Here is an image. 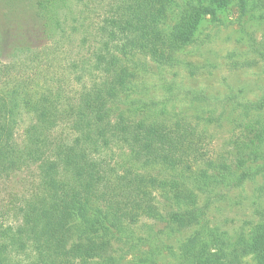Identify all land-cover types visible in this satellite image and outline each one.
I'll list each match as a JSON object with an SVG mask.
<instances>
[{
    "label": "trees",
    "instance_id": "trees-1",
    "mask_svg": "<svg viewBox=\"0 0 264 264\" xmlns=\"http://www.w3.org/2000/svg\"><path fill=\"white\" fill-rule=\"evenodd\" d=\"M83 1L23 0L5 10V22L37 28L51 45L49 55L82 38L79 56L54 73L50 86L0 90V182L18 178L21 188L0 208V264H119L134 247L173 228L189 234L169 264L248 258L264 264V121L257 111L264 96L232 104L228 149L211 155L204 129L158 121L164 112L141 96L144 85L136 82L193 44L197 25L204 16L215 18L214 8L235 2L241 15L263 12L264 0H98L91 24L74 15ZM168 11L177 17L170 29ZM3 24L0 32L9 26ZM261 44L250 48L264 59ZM32 52L19 48L17 56L38 62ZM10 68L0 61V74ZM196 107L203 121L213 120L212 111ZM24 111L31 117L16 136ZM255 179L261 184L250 228L230 235L212 226L206 213L222 192ZM142 221L150 224L139 236ZM139 263L157 264L155 254Z\"/></svg>",
    "mask_w": 264,
    "mask_h": 264
},
{
    "label": "rangeland",
    "instance_id": "rangeland-1",
    "mask_svg": "<svg viewBox=\"0 0 264 264\" xmlns=\"http://www.w3.org/2000/svg\"><path fill=\"white\" fill-rule=\"evenodd\" d=\"M22 1L0 0V24L6 21L5 10L11 4ZM98 2L84 0L73 10L74 15L81 19L83 17L87 24L95 23L98 18ZM83 4L86 5L85 8ZM214 11L215 18L204 16L200 20L195 29L194 43L171 55L170 65L159 68L158 74L146 73L136 82L144 85L141 96L154 102L158 112H164L158 116V121L172 124L176 121L183 123L184 120L198 129H204V146L208 147L206 149L211 155H223L228 149L227 141L236 120L232 104L259 103L264 96V59L250 48V45L262 48L261 43H264V10L241 15L236 3L231 2L214 8ZM80 12H83L82 16L78 15ZM7 24L8 28H1L0 32V61L14 65V68L0 74V90L17 86V83L32 87L50 86L54 73L64 68L68 60H75L79 56L77 44L82 38L80 34L72 44L64 42L55 56L48 54L47 50L51 49V45L43 39L36 27L27 24V31H24L17 27V21L13 24L5 22L3 25ZM176 24L175 13L168 11L164 20L166 29ZM19 48H33L35 52L32 53L40 57L39 61L35 62L34 56L18 57ZM76 88L72 87L73 90ZM192 96H202L205 102L202 100L200 104H192ZM205 104L208 106L203 108ZM196 106H201V112L205 109L212 111L213 120L203 121V112L201 114L192 109L197 108ZM257 111L261 113L264 121V107ZM30 117L25 111L18 116L16 136L17 128L21 133ZM18 180L12 178L10 181L0 182V208L8 201V196L21 189ZM260 184V179H255L244 183L241 188L223 191L222 201L212 205L206 213L211 225L230 235L241 228L249 229L250 223L257 220L254 207H257L259 200L256 198L255 189ZM202 200L200 197L199 203ZM149 224V221L138 224L139 236L147 234ZM188 234V229L173 228L162 235H151L152 239L148 243L134 247L119 264H141L139 262L152 253L155 254L157 264L174 262V254H177L180 244ZM250 260L251 258L245 259L243 264H252Z\"/></svg>",
    "mask_w": 264,
    "mask_h": 264
}]
</instances>
